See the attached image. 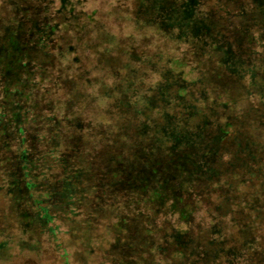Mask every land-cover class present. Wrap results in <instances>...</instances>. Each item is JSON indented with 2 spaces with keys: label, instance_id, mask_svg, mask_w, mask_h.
I'll return each instance as SVG.
<instances>
[{
  "label": "trees",
  "instance_id": "obj_1",
  "mask_svg": "<svg viewBox=\"0 0 264 264\" xmlns=\"http://www.w3.org/2000/svg\"><path fill=\"white\" fill-rule=\"evenodd\" d=\"M168 1L171 0H148L149 9H157V20L165 28L162 30L173 31L174 41L185 46L180 52L191 47L189 42L200 50H193L190 61L189 58L176 60L179 66H188L192 74L196 69V73L203 76V67L211 62V58L202 62L205 52L210 51L214 56L221 53L215 69L208 74L210 91L207 97V93L204 94L201 103L182 102V109L180 107L172 122L168 119L170 130H163L162 126L152 132L148 130L154 134V139L146 147L132 146L131 142L125 145L122 141L108 149L103 166L94 158L95 163L81 159L82 152L62 148L58 134L62 118L49 115L46 122L40 118L44 111L42 102H46L50 113L51 109H57L58 100L52 96L58 86H63L66 80L63 76L78 69L81 89H87L92 95L96 115L100 101L119 102L106 119L108 129L119 126L114 110L121 115L123 110H129L127 117L133 116L138 122L147 111L154 110L161 116L160 111L164 113L168 104H179L176 92L168 93L166 100L136 104V98H143L142 92L138 93L135 83L112 79L116 65L110 67L100 62L104 58L101 57L103 50L97 48L91 58L82 52V47L89 45L88 39L101 32L100 19L96 18L98 10L91 13L89 10L91 0H23L21 4H10L9 8L16 5L17 14L9 21L0 19V87H4L0 99V189L12 194L20 211L22 205H29L25 217L31 223L37 222L39 230H52L49 225L61 220L62 215L69 212L67 218L72 215L79 218L83 213L80 208L85 207V203L99 200L90 193L94 189L96 194L94 182L101 181V172H105L107 181L114 180L109 191L112 203L152 210L157 222L165 223V231H159H163L167 241L171 239L168 246L175 249V255L183 257L186 252L193 255L192 262L187 264H264V201L260 193L242 194L240 191L243 185L251 190L252 180L264 182V156H260L264 151V126L258 129L260 126H230L228 123L221 128L217 132L219 136L234 129L236 146L228 161L220 160L225 150L217 149L212 144L215 140L206 142L210 134L195 129L193 120L202 116H199L202 112L199 108H205L208 102L217 101L221 93L230 91L228 81L235 76L233 66L237 65L238 58L232 50H219L221 34L215 25L210 29L200 25L202 19L209 21L199 8L200 2L191 9L188 4L171 8ZM65 35L71 37L73 44L65 42ZM136 40L142 49L149 46L143 36ZM111 43L116 47L121 43L127 48L133 47L119 37ZM69 45L76 48L75 57L70 55ZM91 45H96L95 39ZM145 53L143 60H146ZM224 53L228 62L222 60ZM138 54L135 50L127 52L128 67L133 64L138 70V65L144 64ZM62 61L68 66V70L63 68V74ZM219 69L221 72H217ZM12 85L17 87L11 90ZM174 85L177 84L171 87ZM187 119H191L192 128L184 126L183 121ZM151 124L157 125L153 121ZM36 126L48 128L39 135ZM75 209L78 211L74 212ZM179 219L187 224L182 232L173 225ZM200 237L205 238L207 248L197 243ZM158 262L164 264L162 260Z\"/></svg>",
  "mask_w": 264,
  "mask_h": 264
},
{
  "label": "rangeland",
  "instance_id": "obj_2",
  "mask_svg": "<svg viewBox=\"0 0 264 264\" xmlns=\"http://www.w3.org/2000/svg\"><path fill=\"white\" fill-rule=\"evenodd\" d=\"M22 1L0 0V19L11 20L17 13L16 5L9 8L10 4H21ZM198 2L199 8L204 10L203 14L209 20L208 22L200 20V25L208 29L215 25V29L221 34V38H218L221 45L219 50L225 49L224 52L232 50L238 58L237 65L233 66L236 67L234 78L228 81L225 77L231 85L227 86L231 88L230 91L221 93L220 98L216 96L219 99L213 103L208 102L203 109L199 106L202 111L199 116H202L193 120L195 129L211 135L207 137L206 142L215 140L212 144L217 149L225 150L223 154L221 153L220 160L228 161L230 152L236 146L234 129H230L225 136H219L217 132L221 128L224 129L228 123L230 126H260L258 129L264 126V0H171L167 5L179 8L182 4H188L187 6L193 9ZM149 7L148 0H91L89 10L90 13L98 10L96 18L100 19L98 24L100 23L101 32L95 38L88 39L89 45L83 46L82 52L91 58L97 48L103 50L104 55L101 54V57L104 58L100 62H105L110 67L116 65L112 79L122 80L127 84L135 83L138 93L142 92L143 98H136V104L140 102L145 104L147 100L157 102L163 98L166 100L169 99L168 93L173 95L175 92L180 100L179 104L177 102L168 104L164 113L160 111L161 116L154 110L147 111L140 122L133 116L131 119L127 117L129 110H123L122 115L114 110L119 117L117 122L119 126H110L108 129L106 119L111 110L119 106V102L116 105L100 101L99 114L96 115L92 95L87 89H81L79 81L82 79L78 78L80 75L78 69L77 71L72 69L68 76H63L66 78L63 80V86H58V91L52 93L54 95L52 98L58 100L57 109H51L50 113L46 102H42L41 110L44 111L40 118L43 122L47 121L49 115L62 118L63 124L58 133L62 139V148L76 151L74 153L82 152L84 156L80 158L83 160L95 159L103 166L107 160V150L120 145L122 141L125 145L131 142L132 146L138 144L145 146L154 139V134L148 130L152 132L158 126H162L163 130H170L168 119L171 118L172 122L173 117L179 113L182 102L190 103L191 100L198 104L205 97L204 94L207 93L206 97L208 96L210 91L208 74L215 69L221 53L218 52L214 56L210 51L205 52L206 56L202 62L208 60L207 58H211V62L203 67V76L196 73V69H193L195 74H192L188 66L183 64L179 66L176 60L189 58L190 61L193 50L195 52L200 50L196 49L193 42H189L191 47L186 52H180L185 46L174 41L173 31L162 30L165 28L163 23L157 20V9L151 11ZM140 36H143L146 45H149L145 47L146 49L137 44L136 38ZM117 37L123 42H130L133 47L127 48L123 43L118 47L110 44V41ZM94 39L96 45L92 46L91 42ZM64 40L68 44H73L71 37L65 35ZM69 46V52H72L70 55L75 57L76 48ZM130 50L141 54L138 56L144 64L138 65V70L133 64L128 67L127 52ZM144 52H147L146 60H143ZM76 55L79 56V52H76ZM222 60L228 62L226 53L223 54ZM63 64L62 61L60 65L62 74L63 68L68 70V66ZM46 69H49V65ZM86 70L90 71L87 66ZM217 72H221V69ZM173 83L177 85L171 87ZM15 87L17 86L12 85L11 90ZM3 88L0 87V99L4 92ZM49 98H46V101ZM193 116L194 114L191 115ZM190 120H185V123L183 121L184 126L192 128ZM152 121L157 125L151 124ZM205 124L206 126H203ZM116 127L118 129H114ZM36 128V134L42 135L48 126ZM262 152L260 156H264V151ZM101 175V181L94 182L96 194L94 189H92L94 192L90 193L93 198L97 196L99 200L96 199L91 204L85 203V207L80 208L83 213L79 218L73 215L67 218L69 212L62 215L61 220L49 225L52 226V230H39L37 222L31 223L25 217L29 205H22L24 209L20 211L12 194L0 189V264H159L160 260L164 264L192 262L193 255L190 252H186L183 257L177 256L175 249L171 245L168 246L171 239L167 241L163 231H159L166 228L163 225L165 223L161 222L162 225L158 223L152 210L141 206L113 204L109 191L110 183L114 180L107 181L105 172H101ZM252 181L251 190L243 185L240 191L242 194L260 193L261 201H264V182L257 179ZM77 211L78 209H75L74 212ZM173 225L180 232L187 227L180 219L174 221ZM197 243L201 248L208 246L204 237H200ZM160 256L162 258H159ZM260 259L259 257L258 260Z\"/></svg>",
  "mask_w": 264,
  "mask_h": 264
}]
</instances>
